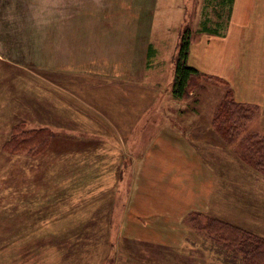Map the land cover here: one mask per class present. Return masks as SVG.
Wrapping results in <instances>:
<instances>
[{
  "label": "rangeland",
  "instance_id": "obj_1",
  "mask_svg": "<svg viewBox=\"0 0 264 264\" xmlns=\"http://www.w3.org/2000/svg\"><path fill=\"white\" fill-rule=\"evenodd\" d=\"M164 1L170 10L153 28L156 0H0V264H224L187 216L185 245L167 247V259L159 245L123 234L136 169L168 133L219 177L205 214L264 236V178L239 154L250 135L264 136V0H243L221 45L225 77L202 72L227 83L201 78L184 100L171 93L183 28L198 43L225 38L232 15L227 31L226 14L220 20L222 35H206L203 24L219 21L208 0ZM228 91L253 110L233 143L212 125ZM20 123L51 130L49 148L5 152ZM157 175L154 192L166 204L164 172Z\"/></svg>",
  "mask_w": 264,
  "mask_h": 264
},
{
  "label": "crops",
  "instance_id": "obj_2",
  "mask_svg": "<svg viewBox=\"0 0 264 264\" xmlns=\"http://www.w3.org/2000/svg\"><path fill=\"white\" fill-rule=\"evenodd\" d=\"M242 3L243 0H235L234 2L232 20L225 38L215 37L212 40L207 39V41L205 38L208 36H205L201 38L200 43L192 41L189 55L191 66L204 73L225 77L226 73L222 74L219 68L225 62L220 55L221 45L231 40L233 27L236 26L235 21L241 18ZM155 4L157 6L156 13L153 16V28L154 22L160 17L159 13H162L168 7H162V4H165L164 0H156ZM179 4L180 1L173 5ZM182 11L184 14L185 8ZM182 18L184 19V15ZM230 46L234 45L228 44L226 50ZM230 49L233 50V48ZM233 52L229 53L232 55ZM259 102L257 100V103ZM168 135L169 133L162 136L165 139H157V148H151L150 146L151 149L148 150L147 155L136 169L130 203L126 207L127 211L122 219V222L124 221L123 234L132 233L140 244H163L166 247L179 250L184 247L187 239V230L183 225V219L190 212H210L216 201L219 179L214 171L200 160L198 152L192 148L191 144H186L183 138L178 139L177 134H172V140L168 138ZM167 142L169 144H166ZM164 148L168 149L166 151L161 150ZM170 153H172V156L169 164L157 160V158H168ZM185 154L189 155L188 159L184 158ZM113 155L116 156V153H113ZM158 165L162 166L158 168ZM163 172V178L165 179L163 186L166 187V195L162 199L166 201V204L163 203V200L157 198L158 192H154L159 182L157 173L162 174ZM121 174L124 178L125 171ZM160 196L162 197V195Z\"/></svg>",
  "mask_w": 264,
  "mask_h": 264
},
{
  "label": "trees",
  "instance_id": "obj_3",
  "mask_svg": "<svg viewBox=\"0 0 264 264\" xmlns=\"http://www.w3.org/2000/svg\"><path fill=\"white\" fill-rule=\"evenodd\" d=\"M234 2L235 0H208V5L211 7L209 11L218 14L219 21L214 27L215 29H211L210 24L205 23L199 32L211 36L222 35L218 26L221 27L222 21L220 20L222 18L224 20L225 14L227 22L223 27L227 31ZM220 12L222 15L219 17ZM193 35L189 26L184 27L180 34L171 86L172 96L176 100L186 99L195 82L201 78L223 85L227 83L221 78L204 75L189 64ZM232 96V91L225 93L222 102L216 108L212 122L217 132L221 133L225 140L230 143L241 136V132L250 120L251 112H253L251 105L236 102ZM54 137V133L48 128H28L26 124L20 123L12 128L11 135L4 143L3 148L9 154L25 153L35 156L47 150ZM242 145V151L239 153L241 161L264 178V136L250 135L242 142ZM81 174L84 172L81 171ZM220 178L224 181V177ZM186 219L191 227L207 234L217 249V253L224 258V264H264V236L197 211L190 212ZM155 247L166 258L168 253L165 250L167 247L160 245ZM172 254L169 255L172 256Z\"/></svg>",
  "mask_w": 264,
  "mask_h": 264
}]
</instances>
